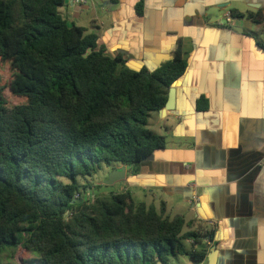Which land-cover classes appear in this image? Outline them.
Masks as SVG:
<instances>
[{"label":"trees","instance_id":"obj_1","mask_svg":"<svg viewBox=\"0 0 264 264\" xmlns=\"http://www.w3.org/2000/svg\"><path fill=\"white\" fill-rule=\"evenodd\" d=\"M65 1L0 0V62L10 63L11 92L24 100L10 107L0 77V254L37 252L28 264L203 263L213 232L129 191L94 193L88 203L91 187L78 183L114 163L136 175L166 148L149 119L188 69L182 42L156 71L132 70L97 34L68 23ZM232 16L264 20L260 11ZM198 109H208L206 99Z\"/></svg>","mask_w":264,"mask_h":264},{"label":"crops","instance_id":"obj_2","mask_svg":"<svg viewBox=\"0 0 264 264\" xmlns=\"http://www.w3.org/2000/svg\"><path fill=\"white\" fill-rule=\"evenodd\" d=\"M76 1L61 15L130 69L156 71L179 41L188 62L174 108L149 119L166 148L123 166L120 191L213 232L201 264H264V20L232 16L264 15V0H144L143 16L140 0Z\"/></svg>","mask_w":264,"mask_h":264},{"label":"rangeland","instance_id":"obj_3","mask_svg":"<svg viewBox=\"0 0 264 264\" xmlns=\"http://www.w3.org/2000/svg\"><path fill=\"white\" fill-rule=\"evenodd\" d=\"M11 66L10 63L0 62V77L2 86L5 87V96L8 100L10 107L22 104L24 100L19 97H15L10 89V79H11ZM123 168L121 163H114L112 166H103L97 174L92 177H78V183L83 186H90L91 190L97 196H110L112 193L121 192V183L116 182L113 185H108V181L111 173L114 169ZM63 181H68L67 179H62ZM88 189L87 191H89ZM188 228H185V231ZM37 257V252H28L24 249H6L5 252L0 254V264H24L31 261L33 258ZM189 259L186 257H179L175 260L174 264H188Z\"/></svg>","mask_w":264,"mask_h":264},{"label":"water","instance_id":"obj_4","mask_svg":"<svg viewBox=\"0 0 264 264\" xmlns=\"http://www.w3.org/2000/svg\"><path fill=\"white\" fill-rule=\"evenodd\" d=\"M174 57H175L174 53L169 54V55H163L162 56V60L164 62H166V61H169V60L173 59ZM175 96H176V90L174 88H171L168 102L166 104L165 109H163L162 111H164V110L170 111V110H172L174 108ZM126 175H127L126 168L114 169L113 172L110 175V178H109V181H108V185H113V184H115L118 181L126 179Z\"/></svg>","mask_w":264,"mask_h":264},{"label":"built area","instance_id":"obj_5","mask_svg":"<svg viewBox=\"0 0 264 264\" xmlns=\"http://www.w3.org/2000/svg\"><path fill=\"white\" fill-rule=\"evenodd\" d=\"M77 4H86V1L85 0H77L76 1ZM80 195H77V198H79ZM85 200L88 202V203H93L95 201V194L94 192H92L91 190L87 191L86 195H85ZM26 264V263H24Z\"/></svg>","mask_w":264,"mask_h":264}]
</instances>
